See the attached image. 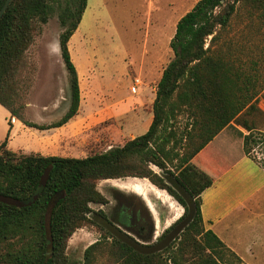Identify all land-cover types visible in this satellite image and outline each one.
<instances>
[{
    "label": "trees",
    "instance_id": "obj_1",
    "mask_svg": "<svg viewBox=\"0 0 264 264\" xmlns=\"http://www.w3.org/2000/svg\"><path fill=\"white\" fill-rule=\"evenodd\" d=\"M85 1L10 0L0 16V105L25 126L56 127L76 114L77 73L67 43ZM240 10L264 21V0H196L176 20L168 43L172 57L155 83L150 122L121 145L82 157L22 152L6 147L7 131L0 141V264H65L67 238L86 224L110 238L113 264H245L202 226L199 194L223 169L193 159L220 129L240 119L246 130L240 135L241 151L264 169L250 154L253 145H264V133L243 117L256 111L259 102L264 114V73L258 71V60L241 59V49L231 47L234 42L225 36ZM54 11L61 27L57 45L67 73L68 105L59 119L40 124L12 106V84L34 21L45 23ZM167 162L172 170L165 169ZM148 163L164 169L167 177L153 173ZM123 176L147 178L182 207L150 244L134 241L89 206L106 202L95 188L97 180ZM99 240L84 248L82 264H91Z\"/></svg>",
    "mask_w": 264,
    "mask_h": 264
},
{
    "label": "rangeland",
    "instance_id": "obj_2",
    "mask_svg": "<svg viewBox=\"0 0 264 264\" xmlns=\"http://www.w3.org/2000/svg\"><path fill=\"white\" fill-rule=\"evenodd\" d=\"M195 1H85L80 20L67 43L77 72L78 108L67 121L66 130L61 131L68 136L56 140L54 150L48 151L82 157L121 145L132 135L141 134L143 125L138 128V124L144 123L148 114L151 117L155 82L160 70L172 57L168 43L175 22ZM60 30L55 11L45 23L34 21L31 42L24 51L12 84V106L26 120L49 124L59 119L67 108V73L57 45ZM225 36L234 42H230L231 47H235L236 51L241 49V59L258 60V71L264 73L263 20L246 10H240L230 19ZM243 117L250 122L254 131L264 133V114L259 106L256 111ZM178 118L181 120V116ZM128 128L132 129L130 134ZM245 132L240 119L233 121L222 133L227 143H214L197 156L195 161L209 157L211 160L205 162L216 170L228 164L243 178L240 185L226 191L228 203L216 210L211 203L212 190L204 191L201 196L209 198L210 203L208 206L203 204L202 217H220L215 226L223 229V240L232 246L243 263L264 264V170L250 160H243L240 135ZM250 154L264 163L263 144L253 145ZM147 166L158 176L167 177L164 169L151 163ZM172 168L170 163H165V169ZM256 184H259L258 189L251 193ZM95 188L107 204L89 206L93 210L100 209L109 220L112 200L107 192L112 188L130 189L148 203L151 202L149 204L155 210L152 214L153 227L145 240L114 223L142 245L150 244L164 227L182 213V207L171 195L145 177L100 179L96 181ZM237 199L244 201V205L230 208ZM203 224H206L205 220ZM102 233L94 224L76 228L67 238L63 250L65 264H82L84 248L98 239L102 243L92 251L91 264H113L107 250L110 238L103 239Z\"/></svg>",
    "mask_w": 264,
    "mask_h": 264
},
{
    "label": "crops",
    "instance_id": "obj_3",
    "mask_svg": "<svg viewBox=\"0 0 264 264\" xmlns=\"http://www.w3.org/2000/svg\"><path fill=\"white\" fill-rule=\"evenodd\" d=\"M160 72H161V70H160ZM153 94L154 93H152V96H154ZM137 99L140 100L139 98H137ZM258 106L263 111L262 103ZM150 118H151L150 114H148V116H146V119L144 120V123L141 124V122H140L138 124V128H141V125H143L140 133H142L146 130V128L150 122ZM8 119L10 120L9 127L7 124ZM232 122H230V124ZM66 126H67V121L65 123L59 125V126L50 127V128H46V129H42V130H39V129H36L33 127H28V126H25L24 124H22L14 116H10L9 112L3 106L0 105V141L2 139H4V137L6 136V133L8 131V136L6 139V147L11 149V150H15V151L19 150L22 152H38L40 154L61 155V154H58L57 152L48 151V150H54L53 144L57 143L56 140L61 139V138H65L66 136H68V135H66V132L65 133H64V131L61 132L62 130H66ZM227 126H229V125H227ZM227 126L220 129L212 137V139L210 141H208V143H206L204 145V147L193 157V159L196 160L197 156L200 153L204 152L205 147L211 146L214 143L215 144L227 143V142H224V139H223L224 135H222V133L224 131H226ZM127 130H128L127 132L130 134V131L132 129L128 128ZM63 133L65 135H62ZM134 136L135 135H132L130 138H132ZM31 138H33V140H31ZM217 141H219V142H217ZM242 156H243L242 157L243 160L247 159V160H250L251 162H253L254 164L258 165L255 161L251 160L249 157L245 156L243 153H242ZM200 160L201 161L203 160V162H205V161H208L211 159L209 157H208V159L201 157ZM219 160H221V159H219ZM222 169L223 170L209 184V186H207L205 189H203L199 194L200 216H201L203 228L204 229H210L224 243L225 246H227L230 250L233 251L232 246H229V244L226 243L225 240H223V237L221 236L223 229L221 227L218 228L217 225L215 226V224H217L219 222L220 217H216L215 219L214 218L213 219H210V218L204 219V217H202L203 204L204 205L207 204V206H208V202L210 203V200L209 201L207 200L209 198L201 196L204 191H206L207 189L212 190L211 191V194H212L211 203L213 204L212 207L214 208V210H216L217 207H219L221 205H226L228 203V199H225L226 191L230 190L231 188H236L238 185H240L239 182L243 179L241 173H239L238 171H235L234 168L230 167V165H228V164L223 166ZM258 187H259V184H256L255 186H253L251 193L256 191L258 189ZM243 203H244V201H240L237 199L234 201V203L232 204V206L230 208H236L238 206H243L244 205ZM204 220L206 221L205 225L203 224ZM233 252L235 253V251H233ZM237 256L239 257V255H237Z\"/></svg>",
    "mask_w": 264,
    "mask_h": 264
},
{
    "label": "flooded vegetation",
    "instance_id": "obj_4",
    "mask_svg": "<svg viewBox=\"0 0 264 264\" xmlns=\"http://www.w3.org/2000/svg\"><path fill=\"white\" fill-rule=\"evenodd\" d=\"M107 195L112 200V204L110 220L106 218L113 225L115 223L129 231L132 235L145 240L153 227L152 214L155 210L149 204L151 202L149 201L148 203L144 197H141L130 189L112 188L107 192ZM104 204H107V202H104Z\"/></svg>",
    "mask_w": 264,
    "mask_h": 264
},
{
    "label": "water",
    "instance_id": "obj_5",
    "mask_svg": "<svg viewBox=\"0 0 264 264\" xmlns=\"http://www.w3.org/2000/svg\"><path fill=\"white\" fill-rule=\"evenodd\" d=\"M10 0H4L3 3L0 6V16L3 13V11L5 10L6 6L8 5ZM26 202V201H24ZM54 200L50 201L49 205H48V209L51 208L52 204H53ZM48 240H46V244H48ZM50 252V251H49Z\"/></svg>",
    "mask_w": 264,
    "mask_h": 264
},
{
    "label": "built area",
    "instance_id": "obj_6",
    "mask_svg": "<svg viewBox=\"0 0 264 264\" xmlns=\"http://www.w3.org/2000/svg\"><path fill=\"white\" fill-rule=\"evenodd\" d=\"M137 81V80H136Z\"/></svg>",
    "mask_w": 264,
    "mask_h": 264
}]
</instances>
